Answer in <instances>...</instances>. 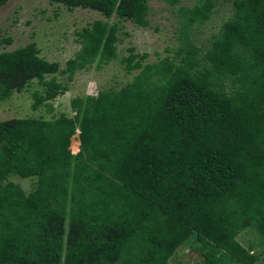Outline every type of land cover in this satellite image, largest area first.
Wrapping results in <instances>:
<instances>
[{
    "label": "trees",
    "instance_id": "trees-1",
    "mask_svg": "<svg viewBox=\"0 0 264 264\" xmlns=\"http://www.w3.org/2000/svg\"><path fill=\"white\" fill-rule=\"evenodd\" d=\"M48 1L116 20L77 30L62 70L34 42L2 50L12 39L0 37V100L36 79L37 109L67 90L47 75L115 59L120 20L147 25L148 0ZM230 1L205 49L184 30L209 19L216 0L181 8L175 57L142 64L146 53L130 48L122 61L139 72L73 97V115L0 120V264H173L190 238L201 264L259 261L262 250L237 236L252 228L264 245V0ZM14 175L34 177L32 188Z\"/></svg>",
    "mask_w": 264,
    "mask_h": 264
},
{
    "label": "rangeland",
    "instance_id": "rangeland-1",
    "mask_svg": "<svg viewBox=\"0 0 264 264\" xmlns=\"http://www.w3.org/2000/svg\"><path fill=\"white\" fill-rule=\"evenodd\" d=\"M196 2L197 0H181L172 5L162 0H148L146 26H139L128 20L118 22V55L115 59L106 63L95 61L85 68L75 70L70 78L67 73L60 71L47 75V78L55 77L57 81L65 84L67 90L41 104L37 109L31 106L32 93L41 89V86L33 79L24 90L0 100V120L18 117L50 119L60 113L73 115L70 107L73 97L95 95L105 89H118L130 82L139 72L140 69L126 70L125 62L122 61L123 57L130 54V48H133V53H146L142 64L156 62L166 56L175 57L184 39L183 26L186 19L181 8L191 7ZM232 12L230 0H216L209 19L196 22L184 31L194 45L205 49L212 37L219 32L221 24L231 17ZM95 19L109 22L116 20L115 17L106 19L93 9L68 8L48 0H8L0 7V37H11L12 41L4 45L2 50H13L34 42L39 49V56L51 62H58L59 70H62L67 60L72 58L80 47L76 31ZM70 144L72 148L79 147L77 133L71 137ZM33 178L14 175L11 179L28 192L33 186ZM259 238L252 228H246L237 236V240L244 246L253 243L254 253H260L262 250L256 264H264V245L260 246ZM201 259L195 242L190 238L178 246L170 257V262L201 264Z\"/></svg>",
    "mask_w": 264,
    "mask_h": 264
},
{
    "label": "crops",
    "instance_id": "crops-1",
    "mask_svg": "<svg viewBox=\"0 0 264 264\" xmlns=\"http://www.w3.org/2000/svg\"><path fill=\"white\" fill-rule=\"evenodd\" d=\"M78 145H79V140H78ZM78 148H79V147L77 146V147H76V148H74V149H77V151H78Z\"/></svg>",
    "mask_w": 264,
    "mask_h": 264
},
{
    "label": "water",
    "instance_id": "water-1",
    "mask_svg": "<svg viewBox=\"0 0 264 264\" xmlns=\"http://www.w3.org/2000/svg\"><path fill=\"white\" fill-rule=\"evenodd\" d=\"M78 150H79V148H78Z\"/></svg>",
    "mask_w": 264,
    "mask_h": 264
}]
</instances>
